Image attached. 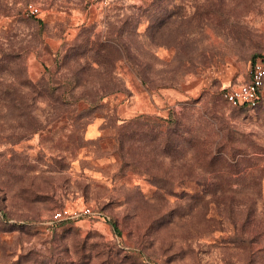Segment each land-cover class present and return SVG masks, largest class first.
Here are the masks:
<instances>
[{
  "label": "rangeland",
  "instance_id": "rangeland-1",
  "mask_svg": "<svg viewBox=\"0 0 264 264\" xmlns=\"http://www.w3.org/2000/svg\"><path fill=\"white\" fill-rule=\"evenodd\" d=\"M263 51L264 0H0V264H264Z\"/></svg>",
  "mask_w": 264,
  "mask_h": 264
},
{
  "label": "built area",
  "instance_id": "built-area-1",
  "mask_svg": "<svg viewBox=\"0 0 264 264\" xmlns=\"http://www.w3.org/2000/svg\"><path fill=\"white\" fill-rule=\"evenodd\" d=\"M100 3H106V0H92ZM41 9L34 4L27 5L24 10L27 16H38ZM264 89V51L251 63L248 81L233 87L223 90V98L225 101L237 108H255L259 105ZM94 211L91 208H84L81 211L76 210H60L55 213L54 219L57 221L65 219H76L80 216L93 215Z\"/></svg>",
  "mask_w": 264,
  "mask_h": 264
},
{
  "label": "trees",
  "instance_id": "trees-1",
  "mask_svg": "<svg viewBox=\"0 0 264 264\" xmlns=\"http://www.w3.org/2000/svg\"><path fill=\"white\" fill-rule=\"evenodd\" d=\"M259 54H260V53H259ZM259 54H258V55H259ZM258 55H256V56L253 58L252 62L258 57ZM262 98H263V96H262ZM261 101H262V99H261ZM261 101H260V103H261ZM260 103H259V104H260ZM244 108H247V107H244Z\"/></svg>",
  "mask_w": 264,
  "mask_h": 264
}]
</instances>
